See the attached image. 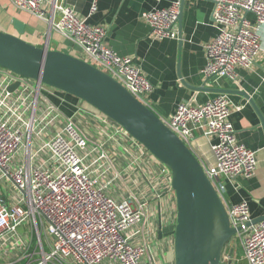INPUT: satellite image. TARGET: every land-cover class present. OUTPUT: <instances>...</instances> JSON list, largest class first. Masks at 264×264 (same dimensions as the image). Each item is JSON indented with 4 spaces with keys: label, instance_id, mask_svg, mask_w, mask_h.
<instances>
[{
    "label": "built area",
    "instance_id": "1",
    "mask_svg": "<svg viewBox=\"0 0 264 264\" xmlns=\"http://www.w3.org/2000/svg\"><path fill=\"white\" fill-rule=\"evenodd\" d=\"M49 1L10 3L45 19ZM89 1L92 15L98 0ZM207 1L217 34L204 46L202 73L234 82L237 68H250L262 50L264 0ZM179 6L173 0L168 8L142 14L155 39H177ZM51 7L59 14L52 28L80 48L84 61L147 106L152 86L134 59L106 46V28L88 24L65 0H53ZM63 95L0 68V181L11 184L8 203L0 202V264H153L145 260L146 209L150 199L161 212L168 209V197L174 202L169 169L120 126ZM229 105L226 95L217 94L197 106L179 103L161 120L192 152L195 134L212 138V164L199 162L235 230L232 242L246 264H264V221L252 224L247 200L230 204L223 197L225 181L250 179L257 168L256 152L235 138ZM131 170L139 174L136 179ZM232 256L228 251L223 260L231 264Z\"/></svg>",
    "mask_w": 264,
    "mask_h": 264
},
{
    "label": "crops",
    "instance_id": "2",
    "mask_svg": "<svg viewBox=\"0 0 264 264\" xmlns=\"http://www.w3.org/2000/svg\"><path fill=\"white\" fill-rule=\"evenodd\" d=\"M52 1L43 6L45 19H38L15 9L10 0H0V31L17 35L13 28V21L16 20L23 25L24 31L20 38L24 41L85 60L79 47L52 28L51 22L55 23L59 19V14L52 11ZM172 1L98 0L97 10L92 15H89V0H65V3L88 24L106 28L104 42L114 53L130 57L138 63L143 76L152 86L146 104L160 119L169 118L179 103L197 106L217 95L205 90L195 91L193 88L243 92L249 96L253 105L242 96L226 95L231 110L229 122L235 138L256 152L257 168L250 179L225 181L223 197L230 204L247 200L250 215L255 220L264 216V131L260 123V117L264 120V25L258 31L262 50L250 68H237L234 82L206 79L202 73L206 64L204 46L217 34L211 19L213 4L207 0H184L178 26L180 37L175 40H157L152 36L142 14L168 8ZM246 19L251 24L255 23L252 14H247ZM237 107L240 109L237 110ZM212 141V138L207 139L199 133L193 137L192 150L198 160L206 165L213 162L209 147ZM130 174L134 179L139 175L135 170H131ZM10 189L9 181H0L1 203H8ZM141 189H144L142 185H138L137 190ZM167 201L168 209L165 211H159L157 203L152 199L146 209L144 232L148 251L145 260L153 264H174L172 238L159 239L157 235L160 227L174 224L175 204L171 197ZM236 248L233 247L234 250ZM239 249L240 256L233 252L237 263L243 262L242 249Z\"/></svg>",
    "mask_w": 264,
    "mask_h": 264
},
{
    "label": "water",
    "instance_id": "3",
    "mask_svg": "<svg viewBox=\"0 0 264 264\" xmlns=\"http://www.w3.org/2000/svg\"><path fill=\"white\" fill-rule=\"evenodd\" d=\"M184 0H180L179 26ZM17 35L0 31V68L74 97L120 126L170 171L174 192L175 222L158 230V238L171 237L174 264H223L235 230L225 206L204 173L195 154L148 106L135 99L116 80L69 54L37 47L23 39V25L14 20ZM177 37H180L178 28ZM16 84L8 88L12 92ZM209 93L239 95L243 92L193 88ZM260 117V116H259ZM264 131V120L260 117ZM264 221L261 216L252 224ZM233 255V249H229Z\"/></svg>",
    "mask_w": 264,
    "mask_h": 264
},
{
    "label": "rangeland",
    "instance_id": "4",
    "mask_svg": "<svg viewBox=\"0 0 264 264\" xmlns=\"http://www.w3.org/2000/svg\"><path fill=\"white\" fill-rule=\"evenodd\" d=\"M42 239L44 240V236L42 235ZM232 246H235V247H237L236 249H235V251H234V254L235 255H238V256H240V247H239V245H237L236 243H234V242H232L231 241V243L229 244V246H228V248L226 249V252L225 253H228V251H229V249L232 247ZM17 256H19V255H17ZM16 256V257H17ZM23 256V255H22ZM232 262H231V264H246L244 261L243 262H239V263H237L238 262V260H235L234 261V257L232 256V260H231ZM38 262H40V258H39V260H37L36 261V263H38ZM223 264H228V262L226 261V260H223Z\"/></svg>",
    "mask_w": 264,
    "mask_h": 264
},
{
    "label": "trees",
    "instance_id": "5",
    "mask_svg": "<svg viewBox=\"0 0 264 264\" xmlns=\"http://www.w3.org/2000/svg\"><path fill=\"white\" fill-rule=\"evenodd\" d=\"M65 98H67V99H69L70 101H72L73 103H75V102H77V101H79L78 99H76V98H74V97H71V96H69V95H67V94H64L63 95ZM235 250L233 249V252H234ZM242 262V261H241ZM245 262V261H244ZM246 263V262H245Z\"/></svg>",
    "mask_w": 264,
    "mask_h": 264
}]
</instances>
